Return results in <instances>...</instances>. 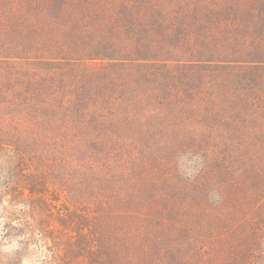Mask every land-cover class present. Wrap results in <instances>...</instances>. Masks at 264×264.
<instances>
[{
  "label": "trees",
  "instance_id": "16d2710c",
  "mask_svg": "<svg viewBox=\"0 0 264 264\" xmlns=\"http://www.w3.org/2000/svg\"><path fill=\"white\" fill-rule=\"evenodd\" d=\"M24 258L264 264V0H0V264Z\"/></svg>",
  "mask_w": 264,
  "mask_h": 264
},
{
  "label": "clouds",
  "instance_id": "9594fccd",
  "mask_svg": "<svg viewBox=\"0 0 264 264\" xmlns=\"http://www.w3.org/2000/svg\"><path fill=\"white\" fill-rule=\"evenodd\" d=\"M189 178H192L193 177V171H186L185 173ZM210 199H213L215 201H219L221 199V196L219 195V193L217 192H213L210 196ZM23 238V237H22ZM18 247V245H16L15 243L10 245V246H7L3 249V251L5 252H11L14 248ZM32 247H35V246H32ZM22 264H31L30 260L28 258H24L22 260Z\"/></svg>",
  "mask_w": 264,
  "mask_h": 264
},
{
  "label": "rangeland",
  "instance_id": "374dc122",
  "mask_svg": "<svg viewBox=\"0 0 264 264\" xmlns=\"http://www.w3.org/2000/svg\"><path fill=\"white\" fill-rule=\"evenodd\" d=\"M39 254H40V252H39Z\"/></svg>",
  "mask_w": 264,
  "mask_h": 264
}]
</instances>
